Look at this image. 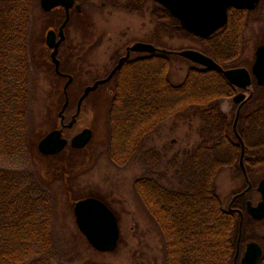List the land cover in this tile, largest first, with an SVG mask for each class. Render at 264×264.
<instances>
[{
  "label": "trees",
  "instance_id": "obj_1",
  "mask_svg": "<svg viewBox=\"0 0 264 264\" xmlns=\"http://www.w3.org/2000/svg\"><path fill=\"white\" fill-rule=\"evenodd\" d=\"M104 1L131 13L151 10L158 21L168 20L174 35L195 38L179 28L167 9L160 7L156 14L159 10L150 0ZM38 5L39 0H0V264H52L57 253V214L46 189L57 170L50 171L46 180L36 167L25 171L9 165L25 151L30 155L29 150H35L36 142L32 148L29 142L30 103L36 89L29 34L33 6ZM242 13L230 9L228 26L209 38L196 37L208 49L203 52L222 67L241 56L244 44L233 25L235 15ZM170 58L158 53L135 55L108 83L112 84L107 99L108 155L118 168L136 158L143 160L146 169L134 185L161 234L163 264H232L239 218L228 210L216 180L226 169L243 178L235 113L222 110L236 89L221 73L191 63L182 83L175 84L170 80ZM253 86L256 95L244 105L237 128L245 144L248 173L264 168V94ZM170 119L199 122L200 142L170 156V148L164 154L148 149V140ZM123 240L110 254L119 251ZM77 257L73 254L71 261Z\"/></svg>",
  "mask_w": 264,
  "mask_h": 264
},
{
  "label": "rangeland",
  "instance_id": "obj_2",
  "mask_svg": "<svg viewBox=\"0 0 264 264\" xmlns=\"http://www.w3.org/2000/svg\"><path fill=\"white\" fill-rule=\"evenodd\" d=\"M77 3L82 6L81 13L76 10L71 13L65 30L66 40L59 55L61 73L73 76L69 87L71 106L65 113L66 125H69L76 114L78 101L85 89L106 78L117 61L126 55V49L134 43L148 42L174 52L208 51L205 44L196 37L183 36L180 33L174 35L168 20L158 21L152 16L151 10H144L139 14L131 13L114 9L112 3L106 4L104 0H77ZM149 4H155V10H159L156 14H160L159 4L152 0ZM262 4L253 13L244 11L239 16L235 15L237 24L234 22L233 28H236L235 34L238 33L236 38H241L244 46L239 61L231 66L224 64V68H250L254 63L255 51L264 42ZM64 20V10L46 13L41 9L40 0L38 6H33L29 43L32 51V77L33 80L35 78L36 89L33 96L35 98L30 103L32 114L29 117V142L31 148L33 142H36L35 150L30 148V155L25 151L23 155L11 160L9 165L20 170L26 169L25 171H32L36 167L46 180L50 171L53 174L54 168L57 170L54 177L49 178V185H46V189L53 196L57 214V253L51 260L52 264H163L161 234L147 215L134 185L146 169L143 160L136 158L125 167L118 168L108 155L110 134L107 99L111 96L109 90L112 84L107 87L100 86L88 96L82 106L78 123L65 132V137L71 139L85 128L93 131L90 144L82 149L84 152L68 147L64 152L49 158L41 156L38 150L39 142L51 131L62 126L59 113L65 101L63 90L66 79L55 71L50 57L51 51L45 44L49 30L58 31ZM234 31L230 30V33L234 34ZM236 55L238 58L239 54ZM170 57V80L180 84L191 64L178 55ZM237 107L232 100H227L222 110L231 116L235 113L236 116ZM198 127L197 121L170 119L148 140V149L164 154L165 148H170L169 156L176 151L191 150L200 142ZM58 171L65 173L66 177ZM232 172L223 170L216 180L226 206L237 191L247 187L246 179L242 175L236 177ZM249 176L258 186L261 178H264V168L249 173ZM86 197L104 200L117 215L121 238L124 240L116 254H101L89 245L81 233L84 239L80 236L73 208L77 201ZM244 234L246 237L252 234V239L261 238L264 236V221L252 228H245ZM73 254L79 257L71 261Z\"/></svg>",
  "mask_w": 264,
  "mask_h": 264
},
{
  "label": "water",
  "instance_id": "obj_3",
  "mask_svg": "<svg viewBox=\"0 0 264 264\" xmlns=\"http://www.w3.org/2000/svg\"><path fill=\"white\" fill-rule=\"evenodd\" d=\"M170 12V14L179 20L182 29L185 31L198 36L200 38H209L214 35L217 31L224 28L229 20V10H254L260 0H153ZM40 6L44 12H52L55 9L63 8L65 10V20L60 26L58 32L56 30H49L46 36L47 47L52 51L51 59L55 66V71L67 78V83L64 86L65 103L62 110L59 113L61 118L62 126L60 129H55L47 134L38 144L39 152L44 156H54L63 152L68 146L73 149H84L86 148L92 138L93 131L90 128H85L80 134H77L70 140L65 137L64 130L72 128L77 122V118L80 115L83 102L88 96L96 91L100 86H103L110 82L118 71L124 66L132 53H146L154 55L156 53L162 55H178L184 59L189 60L193 64L221 73L225 79L234 87L241 90L233 101L235 104H239L237 107V113L234 120V133L236 139L241 144V157H240V168L244 177L247 179L249 186L248 188L237 195L236 198L244 195L252 184L249 179V175L245 166V144L238 132V122L242 107L245 102L251 99L253 92L246 97L247 91L253 85V79L256 83L264 87V43L257 48L255 53V62L252 65L251 70L245 67L224 69L217 63L213 58L199 53L197 50H183V51H169V49L157 48L152 44L137 42L127 49V53L122 57L117 65L113 68L110 74L104 78L95 82L93 85L88 86L82 94L77 107V112L73 115V118L69 125H65V111L68 108L69 98V87L73 82V76L62 74L60 67L61 61L58 58L60 47L65 42V28L68 26L71 18V10L76 8L78 12H81V6L76 5V0H40ZM258 191L262 195V201L259 206L254 207L251 203L248 204V212L257 220L264 219V178L258 185ZM74 215L77 227L80 233L87 240L89 245L99 253L107 254L113 253L117 250L120 242V228L119 220L115 212L102 200L95 197H87L79 200L74 205ZM261 257L260 246L256 243H251L246 248V254L244 256V264H255L256 261ZM248 262V263H247Z\"/></svg>",
  "mask_w": 264,
  "mask_h": 264
},
{
  "label": "flooded vegetation",
  "instance_id": "obj_4",
  "mask_svg": "<svg viewBox=\"0 0 264 264\" xmlns=\"http://www.w3.org/2000/svg\"><path fill=\"white\" fill-rule=\"evenodd\" d=\"M261 3H262V0H260L258 6L254 10H251L249 12H252V13L255 12L259 8ZM72 12H74V11L72 10ZM132 55L133 54H131V56ZM251 67L248 69H251ZM253 85H256V81L254 79H253ZM262 89L264 90V88H262ZM239 92L240 91L237 90L235 94H237ZM251 92H253V95L251 97L253 99V96L255 94V87L254 86L251 88V90L249 92H247V96H249L251 94ZM70 106H71V104H70ZM70 106H69V108H70ZM78 120H79V117H78ZM65 121H66V119H65ZM77 123H78V121H77ZM76 124L74 125V127L76 126ZM249 179L251 181L250 177H249ZM262 180H263V178H261L260 182ZM246 184L248 187V184H249L248 181H246ZM251 184H252L251 189H249L244 195L236 198V196L241 194L242 192H244V190H246L247 187L241 191H237L230 198V200H228L229 201L228 205H227L228 210L230 212L234 213L236 215V218L237 217L239 218L238 219V221H239V226H238L239 236H238V240H237L236 253H235V256L233 258V261L231 262L232 264H244L243 260H244L245 254H246V248L251 243L258 244L260 246V249H261V257L259 258L258 261H256L255 264H264V236H262L261 238H258V239H252V234L249 235V237H246L244 235V233H245L244 227H246V229L252 228V226H256V224H259V222L263 223V221H264V219H261V220L255 219L248 212L249 210H247L249 203H251L252 206L257 207V206H259V203L262 201V195H261V193H259V191L257 189L258 186H256L252 181H251Z\"/></svg>",
  "mask_w": 264,
  "mask_h": 264
}]
</instances>
